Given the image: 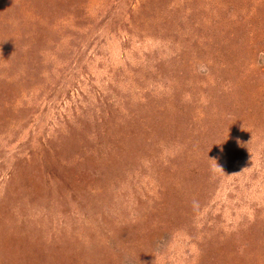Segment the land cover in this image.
<instances>
[{
	"label": "rangeland",
	"instance_id": "1",
	"mask_svg": "<svg viewBox=\"0 0 264 264\" xmlns=\"http://www.w3.org/2000/svg\"><path fill=\"white\" fill-rule=\"evenodd\" d=\"M253 254L264 0H0V264Z\"/></svg>",
	"mask_w": 264,
	"mask_h": 264
},
{
	"label": "crops",
	"instance_id": "2",
	"mask_svg": "<svg viewBox=\"0 0 264 264\" xmlns=\"http://www.w3.org/2000/svg\"><path fill=\"white\" fill-rule=\"evenodd\" d=\"M259 257H260L259 254H253V256L250 258H255V259H254V261L251 260L248 264H259V260H258Z\"/></svg>",
	"mask_w": 264,
	"mask_h": 264
},
{
	"label": "clouds",
	"instance_id": "3",
	"mask_svg": "<svg viewBox=\"0 0 264 264\" xmlns=\"http://www.w3.org/2000/svg\"><path fill=\"white\" fill-rule=\"evenodd\" d=\"M217 167L221 168L220 166H218V164L216 165ZM222 169V168H221Z\"/></svg>",
	"mask_w": 264,
	"mask_h": 264
}]
</instances>
